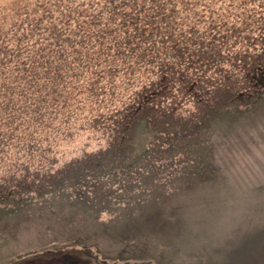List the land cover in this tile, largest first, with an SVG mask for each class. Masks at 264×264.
Wrapping results in <instances>:
<instances>
[{
  "label": "rangeland",
  "instance_id": "rangeland-1",
  "mask_svg": "<svg viewBox=\"0 0 264 264\" xmlns=\"http://www.w3.org/2000/svg\"><path fill=\"white\" fill-rule=\"evenodd\" d=\"M16 2L18 8L20 0H0V22ZM192 14L193 32L202 34L210 53L215 49L223 56L194 63V77L207 87L197 88L193 103L180 104L181 93L175 104L168 99L165 105L186 109L181 115L194 121L203 111L200 97L215 102L242 91L237 108H229L232 114L223 117L224 123L214 122L211 133L201 137V152L193 153V144L188 147L179 137L173 160L153 163L152 188L144 185L127 195L121 184L117 196V189L102 182L95 187L101 195H92V201L79 191L14 195L7 208H0V264H264V88L261 101L246 98L253 80L264 86V0H195ZM183 30L189 29L175 31ZM143 74L145 82L150 73ZM129 79L117 80L116 93L102 105L105 115L125 105L138 88V76ZM96 109L77 110L41 149L17 151L12 144L0 154V182L12 175L54 173L106 147L107 128H92ZM166 136L154 140L156 146L169 148ZM168 231L172 239L162 238Z\"/></svg>",
  "mask_w": 264,
  "mask_h": 264
},
{
  "label": "trees",
  "instance_id": "trees-1",
  "mask_svg": "<svg viewBox=\"0 0 264 264\" xmlns=\"http://www.w3.org/2000/svg\"><path fill=\"white\" fill-rule=\"evenodd\" d=\"M20 1L0 22V154L12 144L17 151L41 149L53 131H61L57 126L70 123L79 109L92 106L97 107L92 110V128L106 127L109 142L54 173L2 177L1 209L12 203L14 195L21 199L32 191L40 195L49 190L73 195L79 191L82 199L92 201V195H101L95 187L113 186L117 196L121 184L131 195L141 186L152 188L153 163L165 164V157L171 162L179 137L188 147L193 144V153L201 152V137L211 133L214 122L224 123L223 117L232 114L229 108L242 101V91L226 93L215 102L202 96L203 111L194 121L181 115L186 109L165 105L168 99L175 104L181 93L180 104L193 103L197 88L207 87L203 79L194 77V63L223 56L215 49L211 55L202 34L193 32L195 0ZM189 15L191 26L185 24ZM179 27L189 30L176 34ZM145 71L150 76L144 82ZM120 76L131 82L138 76V88L125 105L107 116L102 105L116 93ZM254 84L250 83L246 98L257 103L264 86ZM164 135L170 137L166 149L154 141L164 140ZM169 232L161 237L172 239ZM180 239L184 241L179 235ZM193 246H197L194 240Z\"/></svg>",
  "mask_w": 264,
  "mask_h": 264
}]
</instances>
